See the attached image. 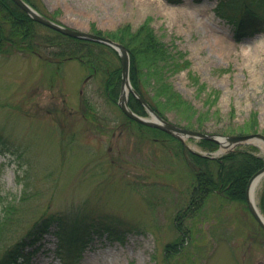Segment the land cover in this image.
<instances>
[{
    "label": "rangeland",
    "instance_id": "rangeland-1",
    "mask_svg": "<svg viewBox=\"0 0 264 264\" xmlns=\"http://www.w3.org/2000/svg\"><path fill=\"white\" fill-rule=\"evenodd\" d=\"M33 1L48 14L57 13L63 25L84 32H91V25L102 31L126 23L137 28L150 17L162 40L190 61L189 68L169 77L174 89L200 112L210 106L207 93L220 92L211 108L218 115L190 129L221 134L256 112L264 133V31L237 37L218 15L217 0ZM189 73L206 84L203 94ZM89 75L75 60L56 65L34 54L0 55V210L8 203L16 207L0 247L14 245L42 216L79 210L117 218L131 229L123 241L95 236L65 264H264V230L245 204L216 193L182 221L181 233L175 217L189 202L193 175L174 155L175 142L164 147L161 135L129 124L102 94L101 79ZM84 100L92 107L89 118L83 115ZM165 115L186 124L173 111ZM184 142L206 152L196 139ZM239 147H255L264 158L260 146ZM179 236L180 252L174 246L167 250ZM56 241L53 233L34 246L30 241L19 263L62 264Z\"/></svg>",
    "mask_w": 264,
    "mask_h": 264
},
{
    "label": "trees",
    "instance_id": "trees-1",
    "mask_svg": "<svg viewBox=\"0 0 264 264\" xmlns=\"http://www.w3.org/2000/svg\"><path fill=\"white\" fill-rule=\"evenodd\" d=\"M44 16L59 22L57 13L48 14L44 8L33 0H25ZM170 3H180L182 0H167ZM197 1V0H195ZM217 13L231 23L237 37L254 35L264 31V0H218ZM60 23V22H59ZM91 32L108 37L124 45L130 54V79L133 88L162 117L173 111L187 128H202L204 120L218 115V110L212 111L220 92L211 90L207 93L205 102L210 105L205 111L196 110L186 101L169 82V77L190 67L186 54L169 46L155 32L148 17L141 25L134 28L126 23L115 30L102 31L91 25ZM174 48V49H173ZM11 52L41 55L49 63L61 64L75 60L95 78L101 79L102 94L110 101L116 102L120 83L121 68L119 58L111 47L93 41L72 38L42 26L17 7L12 0H0V55ZM189 78L196 86L198 94H203L207 86L197 76L189 73ZM151 87L150 90L148 87ZM150 92H153L151 94ZM129 106L138 114L146 115L144 106L133 95H130ZM84 117L91 116L90 105L83 101ZM230 114H234L231 108ZM129 124L139 129L161 135V143L169 146L170 141L176 144L174 155L183 159L193 175V184L189 202L186 208L177 212L176 227L185 233L182 221L197 213L211 194H218L228 202L246 205V192L250 179L264 167V158L257 155V148H236L218 158L204 156L185 147L181 141L158 129L135 123L124 117ZM182 119V120H181ZM231 121L233 118L230 119ZM259 131V119L252 112L244 124L228 125L222 134L245 135ZM199 146L213 152L219 145L209 140H199ZM259 209L264 214V182L259 195ZM15 206L5 204L0 210V244L7 235ZM124 222L110 216L97 217L93 213H81L76 210L65 215L51 214L42 216L28 229L25 236L10 247H0V264H20L24 257V249L31 241V246L40 242L46 235L53 233L56 241V257L62 264L79 257L77 254L86 248L95 236H106L112 240L123 241L128 229ZM55 230H52V229ZM181 237L168 243L166 249L179 244ZM87 242V243H86ZM66 248L64 249V246ZM3 249V250H2ZM2 250V251H1ZM180 252V248H176ZM23 253V254H20ZM20 255V256H19Z\"/></svg>",
    "mask_w": 264,
    "mask_h": 264
},
{
    "label": "water",
    "instance_id": "water-1",
    "mask_svg": "<svg viewBox=\"0 0 264 264\" xmlns=\"http://www.w3.org/2000/svg\"><path fill=\"white\" fill-rule=\"evenodd\" d=\"M20 9H22L28 16H30L34 21L47 26L61 34L66 36H70L73 38L85 39L89 41L100 42L110 46L111 48L115 49L119 55L121 61V91L118 99V105L123 111V113L129 117L130 119L144 124L149 127L158 128L162 131L180 139L184 140L185 138H194V139H204L216 142L221 147L230 150L236 147L237 145L241 144H249L253 142H259L264 146V134L258 132L254 134L248 135H221V134H214L208 132H202L197 130H191L184 127L177 126L168 120L162 118L159 114L152 110V108L145 102V100L139 96V94L134 90L130 82V55L128 50L122 44L115 42L109 38L96 35L90 32L79 31L73 28H69L53 20L43 16L39 12H37L33 7H31L27 2L24 0H12ZM130 93L134 94L140 102L145 106L146 110L148 111L149 118L142 117L129 107L128 100ZM264 175V168H262L259 172H257L250 180L246 192V201L247 206L257 221L259 226L264 230V216L261 214L259 209L251 202L250 200V186L253 180L259 176Z\"/></svg>",
    "mask_w": 264,
    "mask_h": 264
},
{
    "label": "bare ground",
    "instance_id": "bare-ground-1",
    "mask_svg": "<svg viewBox=\"0 0 264 264\" xmlns=\"http://www.w3.org/2000/svg\"><path fill=\"white\" fill-rule=\"evenodd\" d=\"M254 145L260 146L262 149H264V146L259 142H253ZM224 148L220 149V152H222ZM264 180V175L257 176L251 186H250V200L251 202L258 208V201H257V191L261 187Z\"/></svg>",
    "mask_w": 264,
    "mask_h": 264
}]
</instances>
